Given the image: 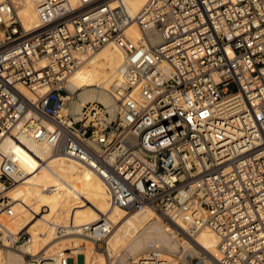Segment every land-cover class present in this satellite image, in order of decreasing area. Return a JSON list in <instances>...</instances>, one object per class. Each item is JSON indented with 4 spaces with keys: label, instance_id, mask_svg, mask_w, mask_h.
Listing matches in <instances>:
<instances>
[{
    "label": "built area",
    "instance_id": "built-area-1",
    "mask_svg": "<svg viewBox=\"0 0 264 264\" xmlns=\"http://www.w3.org/2000/svg\"><path fill=\"white\" fill-rule=\"evenodd\" d=\"M21 3L0 2V264L10 252L25 264H97L96 254L110 264L106 216L79 232L89 254L73 243L21 251L29 234L3 221L15 214L12 175L22 174L1 150L21 138L88 165L111 207L153 210L174 240L197 247L195 236L212 231L215 264H264V0H148L135 16L123 0H35L30 30ZM108 43L124 56L105 90L110 102L74 111L81 99L68 79ZM164 252L150 248L124 264H163ZM173 256L175 264L206 258Z\"/></svg>",
    "mask_w": 264,
    "mask_h": 264
},
{
    "label": "bare ground",
    "instance_id": "bare-ground-1",
    "mask_svg": "<svg viewBox=\"0 0 264 264\" xmlns=\"http://www.w3.org/2000/svg\"><path fill=\"white\" fill-rule=\"evenodd\" d=\"M76 1L70 0L72 4ZM123 1L130 15L135 16L148 0ZM21 2L18 14L23 27L27 30L37 27L35 0ZM129 32L133 39L138 38L139 31L134 24ZM83 59L82 65L68 79L69 88L81 99V103L74 104V111L88 101L110 102L105 90L117 79L124 56L113 43H108ZM19 89L31 97L27 88L20 86ZM1 150L3 154L16 158V169L22 174L19 179L12 175L17 184L9 191L8 197L15 214L3 222L14 232L25 230L29 234L30 240L20 246L23 253L36 254L42 250L65 248L72 243L78 245L83 240L79 235L81 228L96 224L106 216L114 223L108 239L110 264H124L125 257L150 248L167 250L162 253L163 264H175L173 254L183 258L198 253L206 257L203 264H215L218 239L212 231L201 230L194 240L197 247L189 246L174 240L176 236L153 210L145 208L127 213L111 207L102 178L83 162L24 138L19 143L5 140ZM63 227H67L69 232L64 236L57 235V229ZM65 240L72 241L67 243ZM88 258L86 256V261ZM97 259V264H108L105 256L100 255ZM6 261V264H25L22 253L10 252Z\"/></svg>",
    "mask_w": 264,
    "mask_h": 264
},
{
    "label": "rangeland",
    "instance_id": "rangeland-1",
    "mask_svg": "<svg viewBox=\"0 0 264 264\" xmlns=\"http://www.w3.org/2000/svg\"><path fill=\"white\" fill-rule=\"evenodd\" d=\"M155 219H157L158 220V218H156L155 217ZM159 222H160V220H159ZM66 241V240H65ZM72 241V240H71ZM70 240L67 242V243H70L71 242ZM182 243V242H181ZM79 244H81V245H83V246H85V248H86V251L88 252V254H89V251L91 250V248H92V244L90 243V242H88L87 240H84V238H83V240H80L79 241ZM145 251V250H144ZM144 251H141V252H139V253H137V254H141V253H143ZM18 254V253H17ZM100 255H102V254H96V258H98ZM136 255V254H135ZM168 255H170V254H168ZM103 256V255H102ZM178 256V255H177ZM104 257V256H103ZM115 259V257H113L112 258V261ZM125 259H127L126 257H125ZM98 260V259H97ZM111 261V260H110ZM99 262V261H98Z\"/></svg>",
    "mask_w": 264,
    "mask_h": 264
}]
</instances>
